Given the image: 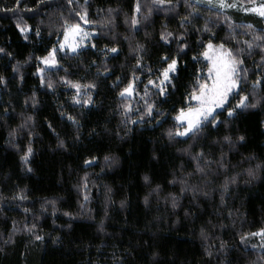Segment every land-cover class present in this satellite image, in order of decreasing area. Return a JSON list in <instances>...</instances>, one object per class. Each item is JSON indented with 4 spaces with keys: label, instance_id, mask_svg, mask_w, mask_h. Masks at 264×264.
Returning a JSON list of instances; mask_svg holds the SVG:
<instances>
[{
    "label": "trees",
    "instance_id": "obj_1",
    "mask_svg": "<svg viewBox=\"0 0 264 264\" xmlns=\"http://www.w3.org/2000/svg\"><path fill=\"white\" fill-rule=\"evenodd\" d=\"M80 16L92 39L39 73ZM262 37L264 17L206 0H0V264H264ZM209 40L243 59L256 107L236 95L234 116L170 138ZM165 55L178 65L161 95Z\"/></svg>",
    "mask_w": 264,
    "mask_h": 264
},
{
    "label": "snow or ice",
    "instance_id": "obj_2",
    "mask_svg": "<svg viewBox=\"0 0 264 264\" xmlns=\"http://www.w3.org/2000/svg\"><path fill=\"white\" fill-rule=\"evenodd\" d=\"M163 2V0H161ZM169 3H171V0H168ZM20 3V0H17V5ZM69 3H72V0H69ZM220 6H229L232 5H225V0H220ZM5 11H11V9H4ZM136 10H140V5L137 3ZM195 10V9H194ZM111 11V10H110ZM244 11H254L258 12L261 17H264V4L260 5L259 8H245ZM80 19L84 20L85 23L88 21L85 19V16H80ZM187 18H184L183 22H186ZM139 21L133 17L132 24H138ZM18 28H20L21 32H27L29 31L28 27H20V25H17ZM206 31H210L208 29L207 24L205 25ZM69 33H71L73 36H76L80 33H82L84 36L90 35L87 32H84L81 28L80 24H72L70 25L69 29L65 31V39H67ZM38 34V33H37ZM173 34L171 32H167L166 34L164 32L161 33V39L164 41H168V38L172 36ZM183 36V33L181 34V37ZM27 39V37H25ZM179 39V37H178ZM264 39V37L260 38ZM248 43V42H245ZM65 47L64 43L60 44V48L63 49ZM80 47L79 44H73L71 46V52L73 54L76 53L77 48ZM95 47V45H93ZM186 47V45H180V48L183 49ZM214 47H219L220 49L224 48V45L221 44L219 46H214L209 40L207 44V50L202 54L205 57H207L211 63L208 68V76L211 79V84L209 85L207 82L199 83L198 89L194 90L188 97L190 101H196V107H189L187 109L181 108L179 110V114L176 115L175 119L179 122H182L183 126L186 124V126L183 127V131H180L179 128L176 129L175 133H173L171 130L169 131L168 135L170 138L175 136H181L185 137L188 135H195L196 133L202 131L204 127L207 125H211L213 127L217 126L218 123L223 122L219 121L218 115H217V109H224L227 108L228 117L234 116V108H228V104L230 101V95H240L239 88L241 86L240 81L242 79L246 78L247 69H242V65L244 63L243 59L239 58V55L233 56L231 50H227L226 52H221L219 55L212 57L209 56L208 50H212ZM249 47H251V44H249ZM112 52H116V48L110 49ZM0 52H4V49L0 48ZM55 48L52 52L49 53L48 57L43 58V62L46 65H55L57 62L55 60ZM10 55V54H9ZM163 61L168 62L169 57L167 55L163 56L161 58ZM195 59V57H194ZM262 60H264V56L261 57ZM177 65L178 60L175 58H172L170 62L167 63V67L163 70L162 76L163 79L161 80L160 84L157 85V89L161 95H167L165 91V86L168 84H171V74L176 73L177 71ZM259 67V66H258ZM43 71V70H40ZM243 73V75H242ZM65 79V78H61ZM3 80V77H0V81ZM68 84L72 85L77 92L79 93L80 85L78 83H73L72 81H67ZM149 83H153L152 81H149ZM264 83V79H258L253 82V86L255 87L258 84ZM49 88H51L53 85L51 82L47 85ZM87 87V86H85ZM94 87V85H93ZM174 87V85H173ZM132 89V85L129 84L127 88H125L124 92H129ZM123 94V93H122ZM248 96L242 95L240 96L239 101L235 105V108L244 109V108H250V107H256L255 104H249L248 102ZM33 103L35 101L33 100ZM84 103H89L88 100H85ZM148 111L151 113L152 111V105H148ZM225 140H230V137H224ZM244 137L240 136L238 137V140H243ZM32 149L29 147L28 153L25 154V156L22 158L27 162V156L30 154ZM105 159H108L107 157ZM85 163H88V161H85ZM198 170L203 171V169L199 168V165H197ZM249 174L251 175V170H249ZM148 178L145 177V180ZM175 206V203L174 205ZM261 233H264V229H261ZM255 235V234H253ZM37 239H40V237H36ZM244 237H241V240H243ZM210 254V253H209Z\"/></svg>",
    "mask_w": 264,
    "mask_h": 264
},
{
    "label": "rangeland",
    "instance_id": "obj_3",
    "mask_svg": "<svg viewBox=\"0 0 264 264\" xmlns=\"http://www.w3.org/2000/svg\"><path fill=\"white\" fill-rule=\"evenodd\" d=\"M206 1H207V3L212 4V5H215V6L219 7V8H221V9H227V8H231V7H239L243 11H244L245 8H259L260 5L264 4L262 0H256L254 3H252L250 5H243V4L237 3L236 1L225 0V5H232V6L231 7H229V6L221 7L220 6V0H206ZM245 12L256 13V14L259 15L258 12H254V11H245ZM77 23L80 24V26H81V28L83 29L84 32H87L90 35L84 36L82 33H80V34H78L76 36H73L71 33H69L67 39H65V31L67 29H69L70 25H72V24H69V25L65 26V28H64V30H63V32L61 34V37L59 38L57 44L50 51V52H52L53 49L55 48V53H54L55 60H56V53L58 51H71L70 49H71V46L73 44H79L80 47H82V46L86 45L92 39V36L95 34L94 30L90 28L88 22L85 23V21L81 19ZM77 23H73V24H77ZM61 43H64L65 44V47L63 49L60 48V44ZM213 45L214 46H219L217 44H213ZM80 47H78L77 49H79ZM206 50H207V46H206L204 52ZM226 51L227 50L225 48L220 49L219 47H214L212 50H208L209 56H212V57H215V56L219 55L221 52H226ZM49 53L45 57H48L49 56ZM205 59L208 61V64L210 65L211 61L207 57H205ZM40 61H41V68H39V70H38L39 73H42L43 72V71H40V70H45V69L52 68V67L55 66V65H46V64H44L43 58ZM162 79H163V76H161L160 82H161ZM205 82H207L209 85L211 84L212 81L209 78V76L207 78V81H205ZM132 91L133 90L131 89L129 92H124L123 91V93L126 94V95H131L132 94ZM242 95H244V94H242ZM242 95H240V96H242ZM240 96H239L238 100L235 101L234 99L236 98V95H230V100H234L235 101V102L233 101L231 103L232 106H234V105L237 104V102L240 99ZM189 103H190V105L187 108H189V107H196V101H190ZM187 108H185V109H187ZM230 108H232V107H230ZM217 110H220V109H217ZM178 114H179V112L176 115H178ZM176 115H175V117H176ZM177 123L179 125V130L180 131H183V127L186 126V124H184L183 126H181L182 125V122L177 121ZM257 236L260 239V242H262L264 244V233H261V231H260V232L257 233Z\"/></svg>",
    "mask_w": 264,
    "mask_h": 264
}]
</instances>
